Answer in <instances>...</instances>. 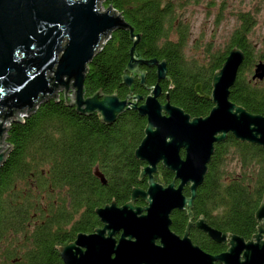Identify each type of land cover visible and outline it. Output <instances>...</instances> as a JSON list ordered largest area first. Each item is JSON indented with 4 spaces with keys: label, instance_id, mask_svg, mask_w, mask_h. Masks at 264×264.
Returning <instances> with one entry per match:
<instances>
[{
    "label": "trees",
    "instance_id": "obj_1",
    "mask_svg": "<svg viewBox=\"0 0 264 264\" xmlns=\"http://www.w3.org/2000/svg\"><path fill=\"white\" fill-rule=\"evenodd\" d=\"M187 2L100 3L113 8L134 33H140L136 52L145 58L165 60L168 78L160 79L159 84L168 92L169 101L190 116L204 115L211 106L209 99L194 92V84L201 83L203 92H209L211 74L232 46L239 47L244 57L228 99L264 115V86L250 77L254 63L260 59L254 57L247 38L253 17L247 11L236 13L238 23L222 49L212 50L207 42L199 58L186 56L187 26L179 10ZM208 4H213L212 0ZM130 43L127 28L111 30L87 64L84 94L97 89L102 93L114 89L119 98L127 94L121 74ZM154 82V69L146 67L143 83ZM134 86L133 91H140L137 81ZM142 91L146 93V89ZM159 100L164 101V95ZM144 124L143 116L125 109L105 125L95 112H76L63 102L61 93L56 99L39 102L22 119L10 120L3 137L9 148L0 163V264H62L56 245L75 232L91 229L97 223L93 208L111 196L126 197L131 185L137 183L140 161L133 157V149L142 137ZM229 159L238 166L233 173L224 169ZM96 164L105 177L104 184L92 172ZM263 189L264 148L229 133L215 146L195 191L192 211L203 214L217 228L240 231L242 226L253 225L252 213Z\"/></svg>",
    "mask_w": 264,
    "mask_h": 264
},
{
    "label": "water",
    "instance_id": "obj_2",
    "mask_svg": "<svg viewBox=\"0 0 264 264\" xmlns=\"http://www.w3.org/2000/svg\"><path fill=\"white\" fill-rule=\"evenodd\" d=\"M99 0H0V163L9 146L2 140L5 120H15L14 113H29L36 104L61 93L65 104L78 113L96 111L102 122L110 123L123 108L134 109L145 117L143 135L133 150L136 158L145 161L138 177L147 174V187H132L130 198L121 206L110 204L95 207L103 223L91 233L76 232L74 239L56 245L64 264H264V238L258 231L264 220V191L254 211L258 220L257 233L247 241L228 232H220L203 222L199 214L190 222L189 207L195 188L203 179L206 163L213 151V142L221 141L226 133L240 141L255 143L264 148V115L246 110L228 99L243 52L237 46L228 49L220 66L210 78V91L205 97L212 105L205 115L190 116L178 105L157 99L159 80L165 75V60L142 57L135 50L140 33L132 28L111 7L101 9ZM128 29L130 46L128 59L121 74V82L132 91V78L149 87L148 93L125 95L119 98L97 89L83 93L84 72L93 54L100 49L111 30ZM154 66L155 82L143 83L144 70L137 66ZM251 79L264 77V60H257ZM168 78V77H167ZM172 83L169 79V85ZM193 90L202 95L200 83ZM142 101L137 104V100ZM2 143L5 144L2 147ZM183 156L179 155V149ZM173 172L166 185L152 178L156 162ZM158 179L161 181L157 170ZM173 178L178 179L176 186ZM189 181V195L181 194V187ZM140 195L147 202L135 206L131 200ZM188 207V222L182 236L170 231L169 212L173 208ZM143 210V212H142ZM195 223L211 238L223 240L230 234L225 251L210 255L192 245L186 236L189 224ZM121 228L115 241L112 234ZM157 239V241H155ZM243 248L238 259V251Z\"/></svg>",
    "mask_w": 264,
    "mask_h": 264
},
{
    "label": "flooded vegetation",
    "instance_id": "obj_3",
    "mask_svg": "<svg viewBox=\"0 0 264 264\" xmlns=\"http://www.w3.org/2000/svg\"><path fill=\"white\" fill-rule=\"evenodd\" d=\"M146 67H151V68H153V69H155L154 68V66H146V65H144V64H139L138 66H137V68L139 69V70H144V76H145V73H146ZM238 70V69H237ZM155 73V72H154ZM166 73V72H165ZM254 80V82L255 81H257V82H261V81H263L264 80V77L262 78V79H253ZM137 81V83H138V85H139V90L140 91H138V90H136V91H133L134 90V88H135V86H134V83ZM143 81H144V77H143ZM160 85V84H159ZM209 85H210V83H209ZM150 87V86H149ZM149 87H145L143 84H141V83H139V79H138V76H137V74H135L134 76H133V78H132V91H129L128 90V92H127V95H130V94H140V95H142V96H144L146 93H148V90H149ZM143 89H146V93H143ZM200 90H201V92H202V95H198V96H204V98H206V99H209V98H207V97H205V95L206 94H208L209 92H206V93H204L203 92V90H202V88H201V83H200ZM209 91H210V87H209ZM165 93H167V96H168V92L166 91V90H163L162 88H161V86H160V93L158 94V96H157V99H158V101L159 102H163V101H160L159 100V96L160 95H164V99H165ZM86 95V94H85ZM89 95V94H88ZM126 95V94H125ZM125 97V96H124ZM124 97H121V98H124ZM169 100V99H168ZM142 101V99H139V100H137V104H139L140 102ZM209 101H210V99H209ZM170 102V101H169ZM171 103V102H170ZM210 103H211V101H210ZM173 104V103H172ZM211 105H212V103H211ZM180 107V106H179ZM210 108V107H209ZM125 109H128V108H123L122 110H121V112L122 111H124ZM134 110V109H133ZM184 111V110H183ZM92 112H95L97 115H98V117L100 116L96 111H92ZM120 112V113H121ZM185 112V111H184ZM91 113V112H90ZM119 113V114H120ZM207 113V112H206ZM205 113V114H206ZM118 114V115H119ZM204 114V115H205ZM118 115H117V117H118ZM116 117V118H117ZM144 117V116H143ZM115 118V119H116ZM99 119V118H98ZM114 119V120H115ZM144 119H145V117H144ZM100 120V119H99ZM113 120V121H114ZM112 121V122H113ZM100 122H102L101 120H100ZM112 122H110V123H106V122H102V123H104L105 125H110ZM229 133L227 132L226 133V136L228 135ZM142 135H143V133H142ZM226 136H225V138H226ZM233 137V136H232ZM224 138V139H225ZM223 139V140H224ZM140 141V140H139ZM222 141V140H221ZM219 142V141H218ZM218 142H213V151H214V149H215V146H216V144L218 143ZM138 144V143H137ZM136 147V146H135ZM134 147V148H135ZM134 150V149H133ZM213 151H212V153H213ZM179 155L182 157L183 156V150L180 148L179 149ZM212 153L210 154V157H209V160H210V158H211V155H212ZM133 157L136 159V160H138V161H140V165H139V167L140 166H144L146 163H145V161H143V160H141V159H138V158H136L135 156H134V154H133ZM209 160H208V162H209ZM208 162L206 163V169H207V164H208ZM155 169L156 170H154L151 174H152V178H153V180L155 181V182H157V183H160L161 185H166L167 183H169L170 181H171V179H172V177H173V172L171 171V170H169V169H167L165 166H163L162 165V163L160 162V161H157L156 162V165H155ZM157 170H158V172H159V174H160V178H161V181L158 179V176H157ZM93 174L95 175V177L98 179V181L100 182V183H102V184H104L105 183V177H104V175L100 172V170H98V167H97V164L96 165H94L93 166ZM138 173H139V168H138V172H137V183L136 184H134V185H131V187H130V189H129V191H128V193H127V195H126V197H123L122 199H116L115 197H113V196H111L107 201H105V202H103L102 204H100V205H97L96 207H102V206H104V204L106 203V204H110V201H111V199H113V203H114V205L115 206H121L122 204H124L129 198H130V192H131V188L132 187H138V188H140V189H146V187H147V178H148V176H147V174H143V175H140L139 177H138ZM205 175V174H204ZM204 177V176H203ZM202 182V181H201ZM200 182V183H201ZM178 183V179L177 178H173V184H174V186H176V184ZM188 185H189V181H186L183 185H182V187H181V194L182 195H184V196H188L189 195V187H188ZM199 185V184H198ZM197 185V186H198ZM197 186H196V188H195V191H196V189H197ZM264 191V189L262 190V192ZM261 195H262V193H261ZM194 197H195V195H194ZM194 197L192 198V202H193V199H194ZM260 200H261V196H260V198H259V200H258V203H257V205H256V208H257V206L259 205V203H260ZM131 203L133 204V205H135V206H145L146 204H147V202L142 198V196H140V195H136L132 200H131ZM185 208H173L170 212H169V219H170V222H169V225H168V227H169V229H170V231H172L173 233H175L176 235H178V236H182V234H183V232H184V229H185V227H186V224H187V222H188V215H187V213H186V210L185 209H188V207H186V206H184ZM95 208V207H94ZM94 208H93V210H92V212H93V214H94V217L96 218V221H97V223H96V225H93L92 226V228L91 229H87V230H83L82 231V233H91V232H93L95 229L94 228H99V227H102V225H103V223L100 221V219H99V217L97 216V214L95 213V211H94ZM255 208V209H256ZM255 209L253 210V213H252V215H253V218H254V222H253V225L252 226H250V227H244V226H242L241 228H240V231H231V230H226V229H220V228H217V227H215L213 224H211L207 219H206V217L203 215V214H201L200 213V215L202 216V219H203V222L205 223V224H207L208 226H210V227H212V228H214V229H216V230H218V231H220V232H228V233H232V234H234V235H237V236H240L241 238H242V241L244 242V241H247V240H249L250 239V237H251V234H255V233H257V228H256V225L258 224V220L255 218V216H254V211H255ZM189 210H190V212H191V216H190V218H189V221L190 222H194L196 219H197V217L199 216V214H195L193 211H192V203H191V206L189 207ZM175 211H177L178 212V214L177 215H175L174 214V212ZM142 212H143V210H142ZM260 227L264 230V220L263 219H260ZM121 228H118L113 234H112V237L115 239V241H117V239H118V237H119V235H120V233H121ZM258 234H264V231H261V230H259L258 231ZM75 235H76V232L74 233V236L72 237V238H70L69 240H67L66 242H64V243H61V244H58V245H64V244H66V243H68V242H70V241H72L73 239H74V237H75ZM229 235L230 234H227V233H225V236L224 237H226V238H228L229 237ZM186 236H187V238L189 239V241H190V243L192 244V245H195V246H197L201 251H203L204 253H206V254H210V255H215V254H218V253H221V252H223V251H225L226 250V248H227V246H228V243H227V239L226 238H223V240H221V241H217V240H214L213 238H211L201 227H199V226H197L195 223H191V224H189V226L187 227V229H186ZM261 238H264V236L263 235H261ZM155 241H157V239H155ZM242 251H243V248H240L239 249V251H238V259L239 260H243V257L241 256V254H242ZM56 252H57V255H58V257H59V259H60V261H61V263L62 264H64L63 262H62V260H61V258H60V256H59V254H58V250H57V248H56ZM213 264H222V263H220L219 261H217V260H214L213 261Z\"/></svg>",
    "mask_w": 264,
    "mask_h": 264
},
{
    "label": "rangeland",
    "instance_id": "obj_4",
    "mask_svg": "<svg viewBox=\"0 0 264 264\" xmlns=\"http://www.w3.org/2000/svg\"><path fill=\"white\" fill-rule=\"evenodd\" d=\"M208 1L189 0L179 10L187 26L188 40L183 48L185 55L199 58L207 42L212 50L222 49L231 29L238 23L236 13L247 11L254 19L247 38L253 45L254 57L264 60V0H212L213 4H208ZM100 2L98 5L103 9ZM245 75L249 77L250 72H245ZM260 84L264 86V80ZM3 125H6L5 122ZM224 167L231 173L238 170L234 159L226 161Z\"/></svg>",
    "mask_w": 264,
    "mask_h": 264
},
{
    "label": "built area",
    "instance_id": "obj_5",
    "mask_svg": "<svg viewBox=\"0 0 264 264\" xmlns=\"http://www.w3.org/2000/svg\"><path fill=\"white\" fill-rule=\"evenodd\" d=\"M111 10L114 11L115 13H117L113 8H111ZM13 116H14L15 119H22L25 116L24 110H18V111H16ZM9 121H10V119L5 120V124H6L5 126H7V124H8Z\"/></svg>",
    "mask_w": 264,
    "mask_h": 264
},
{
    "label": "bare ground",
    "instance_id": "obj_6",
    "mask_svg": "<svg viewBox=\"0 0 264 264\" xmlns=\"http://www.w3.org/2000/svg\"><path fill=\"white\" fill-rule=\"evenodd\" d=\"M5 145H4V143L2 144V147H4Z\"/></svg>",
    "mask_w": 264,
    "mask_h": 264
}]
</instances>
